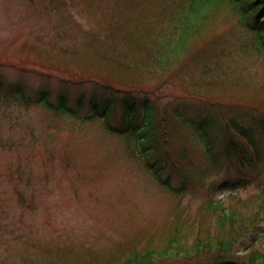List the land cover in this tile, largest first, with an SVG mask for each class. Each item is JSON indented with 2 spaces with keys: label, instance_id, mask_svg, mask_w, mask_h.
Returning a JSON list of instances; mask_svg holds the SVG:
<instances>
[{
  "label": "rangeland",
  "instance_id": "374dc122",
  "mask_svg": "<svg viewBox=\"0 0 264 264\" xmlns=\"http://www.w3.org/2000/svg\"><path fill=\"white\" fill-rule=\"evenodd\" d=\"M180 3L181 0H0V62L45 63L84 79L91 76L96 80L94 75L112 80L125 77L130 85L136 79L131 74H109L107 67L96 66L102 60L98 57L101 46L114 41L118 45L142 41L148 50L165 54L170 61L186 60L181 64H188L182 69L185 80L200 76L208 52L230 51L226 69L229 75L215 88L197 90L192 93L197 96H190L182 92L178 81L168 79L159 94L158 109L170 108L179 100L187 105L199 104L198 100L231 104L223 105L224 109L243 126L254 128L252 141L262 156L264 112L257 106L264 105V56L242 53L244 47L257 50L258 41H247L251 36L238 29L228 16L210 26L208 9L202 11L196 23L201 33L196 37V25L186 21L194 11V0L185 6ZM164 41L172 42L164 45ZM177 41H185L182 48L174 47ZM194 41L207 44L200 42L196 52ZM52 43L68 49L67 57L52 50L48 46ZM62 59L74 60L77 66ZM0 74L30 93L51 89L53 102L62 89L55 75L22 72L5 62L0 64ZM159 82L146 77L136 82V90L153 89ZM90 85L66 87L76 91L81 87L90 89ZM75 96L70 94L71 99ZM100 126L101 123L83 125L71 117L58 118L40 105L20 108L0 104V264H109L110 257L121 261L132 250L158 248L160 238L170 235L176 225L195 221L193 224L199 227L217 230L216 214L204 212L206 203L237 205L258 193V185L263 186L258 181L264 180V159L260 169L247 166L242 170L249 181L245 188L229 190L223 184L227 177H235L236 163L228 166L224 161L204 178L208 172H201L205 160L202 150L199 142L189 136L190 142L181 138L176 144L192 147L188 156L193 165L186 171L190 178L204 180L202 186L199 181L188 186V192L179 198L117 154L118 142L104 135ZM180 151L175 152L177 158ZM18 165L24 166L25 180L30 176V181L19 186L23 197L15 202L16 181L10 180L9 174L13 171L14 176ZM171 176L172 182L179 185L181 179L173 171ZM231 195H236L238 201ZM22 199L25 203L20 202ZM24 205L29 208L23 209ZM254 227L243 247L255 243L257 249H264V212ZM241 249L244 248L240 246L238 251ZM158 264L190 263L176 260Z\"/></svg>",
  "mask_w": 264,
  "mask_h": 264
},
{
  "label": "trees",
  "instance_id": "16d2710c",
  "mask_svg": "<svg viewBox=\"0 0 264 264\" xmlns=\"http://www.w3.org/2000/svg\"><path fill=\"white\" fill-rule=\"evenodd\" d=\"M192 1L181 0L180 5L185 6ZM194 4V11L186 17L188 25H196L202 18V11L207 9L210 26L216 20L228 16L235 21L238 29L251 36L247 41L259 43L257 50L244 47L242 53L264 56V0H194ZM184 30H188V27ZM193 35L196 37L201 35L197 25ZM171 42L164 41V45ZM184 42L177 41L174 47L182 48ZM200 42L207 44V41H194L196 52ZM48 46L52 50L60 51V54H66L63 55L65 57L69 53L64 46L55 43ZM205 49L206 47L203 48V54ZM236 51L239 54V47ZM72 53L74 57L75 47L72 48ZM231 55L230 51L224 49L214 54L208 52V57L200 68V76L196 78L192 75L189 80H185L181 77L185 71L182 69H186L188 64L185 66L181 64L187 62L186 60L170 61L167 55L148 50L142 41H128L127 45H118L117 41H114V44L110 42L101 46L98 57L102 60L96 66L107 67L109 74L118 73L122 76L121 72L131 74L130 77L136 79H133L130 85L127 84L124 76V80H112L99 75L93 76L97 78L96 80L91 79V76L84 79L77 77L75 73H68L45 63L12 64L1 61L0 64L8 63L22 72L30 70L46 77L55 75L60 78L62 89L57 93V100L53 102L50 99L51 89L40 88L30 93L18 82L12 83L0 74V104L7 107L16 105L20 108L40 105L58 118L71 117L83 125L101 123L102 133L118 142L117 154L126 157L137 168L149 173L161 189H166L179 198L188 192V186L193 187L198 181L202 186L209 172L218 169L224 161H227L228 166L236 163V168L235 177H227L223 184L227 185L229 190L245 188L249 185V181L242 170L247 166L252 170L260 169L264 154L261 156L256 152L252 141L253 128L243 126L235 116L227 114L223 105L231 104L219 100H198L199 104L187 105L179 100L170 108L161 109L162 111L158 109L159 94L168 79L178 81L184 94L197 96L192 93L215 88L223 78L228 77L227 61ZM62 62L66 63L67 59H62ZM67 63L76 65L74 60ZM165 74L169 75L159 77ZM146 77L160 82L152 87L153 89L136 90V82H141ZM234 77L236 79L237 76ZM89 82L90 89L81 87L79 90L69 91L66 87L68 84L81 86ZM189 89L192 91L189 92ZM71 93L76 94L73 99L70 97ZM140 94L143 96L140 97ZM257 107L259 111L264 112V105ZM169 125L172 127L171 130ZM261 135H264V129ZM189 136L199 142L201 156L205 159L204 167L200 169L201 172L204 170L208 174L203 180L190 178L186 171L193 165L188 156L193 151L192 147L176 144L181 138H187L190 142ZM179 150L181 151L177 158L175 152ZM23 169L24 166L18 165L14 169V176H12L13 171L9 174V179L16 181L15 202L23 197V190L19 186H25L30 181V176L25 180ZM167 170L170 174L164 176ZM172 171L181 179L179 185L172 182ZM258 183L263 184V186L258 185L259 192L249 195L245 200H239L240 204H230L226 207L222 201L206 203L203 207L204 212L210 216L216 214L214 223L218 227L217 230L209 231L208 228L199 227L193 224L195 221L186 226L176 225L170 235L160 238L161 244L158 248L132 250L123 260L110 257L108 263L158 264L179 260L190 264H264V249H257L255 243L251 244V247H243V241L254 230V226L264 212V180L259 179ZM230 198L238 201L236 195H231ZM25 201V199L20 200L21 203ZM22 208L29 206L24 205ZM240 246L244 248L241 249L242 251H238Z\"/></svg>",
  "mask_w": 264,
  "mask_h": 264
}]
</instances>
